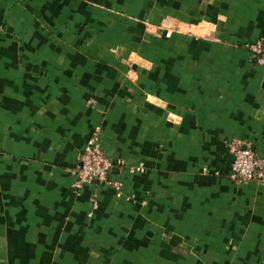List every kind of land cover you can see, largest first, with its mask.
Instances as JSON below:
<instances>
[{"label": "crops", "instance_id": "crops-1", "mask_svg": "<svg viewBox=\"0 0 264 264\" xmlns=\"http://www.w3.org/2000/svg\"><path fill=\"white\" fill-rule=\"evenodd\" d=\"M254 42L264 0H0V264H264L226 149L264 160ZM94 133L110 183L75 190Z\"/></svg>", "mask_w": 264, "mask_h": 264}, {"label": "built area", "instance_id": "built-area-1", "mask_svg": "<svg viewBox=\"0 0 264 264\" xmlns=\"http://www.w3.org/2000/svg\"><path fill=\"white\" fill-rule=\"evenodd\" d=\"M244 47L251 52L256 64L264 66V47L261 42L245 43ZM226 149L231 156L228 175L232 181L264 180V160L256 154L250 143L241 146L235 140H230L226 144ZM114 164V160L105 155L100 148L98 133H94L87 140L78 157L72 187L79 190L88 183H110L108 176ZM141 169L134 167L130 168V171L136 172ZM114 187L119 190V184H114Z\"/></svg>", "mask_w": 264, "mask_h": 264}]
</instances>
